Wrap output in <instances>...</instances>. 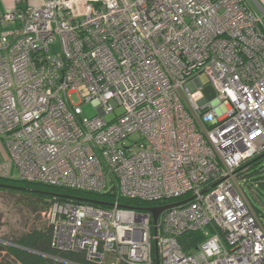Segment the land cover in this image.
<instances>
[{"label": "built area", "instance_id": "2783aa9c", "mask_svg": "<svg viewBox=\"0 0 264 264\" xmlns=\"http://www.w3.org/2000/svg\"><path fill=\"white\" fill-rule=\"evenodd\" d=\"M21 2L0 11V176L176 204L153 224L116 202L56 201L41 212L53 245L89 263L264 264V217L240 177L264 157V11L249 0ZM190 232L204 240L185 252Z\"/></svg>", "mask_w": 264, "mask_h": 264}, {"label": "trees", "instance_id": "16d2710c", "mask_svg": "<svg viewBox=\"0 0 264 264\" xmlns=\"http://www.w3.org/2000/svg\"><path fill=\"white\" fill-rule=\"evenodd\" d=\"M264 33V22L262 26ZM264 157H256L247 161L241 167L240 177L242 178L241 188L245 197L257 213L258 210L250 202L243 189V185L258 198L264 193ZM1 161V156H0ZM0 190L13 194H20L25 197L26 206L31 213L41 215V212L53 202H74L86 203L97 208L108 209L115 202L121 208H130L136 211H148L151 208L162 207L174 202V200H163L155 202H145L137 199H127L117 197L111 192L94 193L83 190H76L64 187H55L36 182H29L20 179H12L0 176ZM261 205L263 203L260 201ZM264 206V205H263ZM42 220V218H40ZM37 220V219H36ZM42 226L36 225L26 232L13 236L10 240L0 239V264H108L89 263L83 259L82 254L57 249L52 243L53 227L45 221ZM210 233H218L212 225L207 227ZM204 240L202 232L185 233L179 237L178 242L181 248L188 252Z\"/></svg>", "mask_w": 264, "mask_h": 264}, {"label": "rangeland", "instance_id": "374dc122", "mask_svg": "<svg viewBox=\"0 0 264 264\" xmlns=\"http://www.w3.org/2000/svg\"><path fill=\"white\" fill-rule=\"evenodd\" d=\"M5 31L6 30H4L2 34L5 33ZM200 79L203 83L206 82L204 75L200 76ZM193 97L197 100L201 97V93L195 92ZM80 108L82 112L81 116L83 118L89 119L96 115V109L90 103L81 104ZM120 113L121 109L118 108L114 111V113L107 115L106 119L109 121L115 116V114L117 115ZM262 162V164H264V160ZM11 174L13 177H17L16 171L12 170ZM243 189L253 206L258 210L264 211V193H261L258 196L259 199H257L253 197V194H251L244 185ZM26 200L27 199L20 194H13L0 190V239L10 240L13 236H18L17 234L26 232L35 225L37 227L42 226L41 223L45 222L40 219L41 215H39L38 218V214L31 213L30 209L26 206ZM260 201L263 205H261ZM262 216L264 217V213Z\"/></svg>", "mask_w": 264, "mask_h": 264}, {"label": "crops", "instance_id": "0c3cea01", "mask_svg": "<svg viewBox=\"0 0 264 264\" xmlns=\"http://www.w3.org/2000/svg\"><path fill=\"white\" fill-rule=\"evenodd\" d=\"M20 7L32 6L37 7L40 4L41 0H21ZM250 5L254 10H256L259 14L261 11H264V0H249ZM16 0H0V11L1 12H9L13 10L16 5ZM5 26L0 24V34L5 30Z\"/></svg>", "mask_w": 264, "mask_h": 264}, {"label": "water", "instance_id": "95a60500", "mask_svg": "<svg viewBox=\"0 0 264 264\" xmlns=\"http://www.w3.org/2000/svg\"><path fill=\"white\" fill-rule=\"evenodd\" d=\"M203 93L207 95V98L209 100L214 98V92L212 91L210 86H206L203 88ZM176 204H168L162 207H157V208H151L148 211L151 213L152 215V222L153 224L156 223L158 216L160 215V213H162L163 211L174 207Z\"/></svg>", "mask_w": 264, "mask_h": 264}]
</instances>
